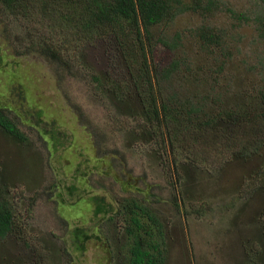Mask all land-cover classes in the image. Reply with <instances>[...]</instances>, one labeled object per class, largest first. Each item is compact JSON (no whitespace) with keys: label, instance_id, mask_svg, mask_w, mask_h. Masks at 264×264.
Wrapping results in <instances>:
<instances>
[{"label":"rangeland","instance_id":"374dc122","mask_svg":"<svg viewBox=\"0 0 264 264\" xmlns=\"http://www.w3.org/2000/svg\"><path fill=\"white\" fill-rule=\"evenodd\" d=\"M22 11L25 20L0 6V101L28 136L26 144L0 128V197L18 222L17 233L0 240V264H126L124 218L116 212L132 199L150 205L163 224V264H261L264 118L253 119L260 109L256 91L264 85V34L253 20L264 17V6L216 0L206 19L187 11L153 27L144 39L152 69L181 61L173 83L163 80L155 91L166 101L193 98L202 110L194 118L185 113L189 107L173 104L170 126L162 122L166 140L156 141L146 99L130 80L141 53L136 39L60 23L40 4ZM202 23L224 42L221 50L200 47ZM42 37L61 50L63 63L32 46ZM22 95L32 112L43 113L46 128L62 133V145L20 116ZM223 110L237 120L221 116L225 123L206 126ZM95 196L114 207L113 219L94 214ZM76 227L93 235L82 252L73 240Z\"/></svg>","mask_w":264,"mask_h":264},{"label":"trees","instance_id":"16d2710c","mask_svg":"<svg viewBox=\"0 0 264 264\" xmlns=\"http://www.w3.org/2000/svg\"><path fill=\"white\" fill-rule=\"evenodd\" d=\"M216 0H0V6L4 11L9 12L14 16H21L23 20L25 6H36L40 4L46 16L56 17L60 23L68 24L69 26L80 25L81 30L91 31L97 28L105 34L106 31L115 33L119 40L136 39L134 43L138 45L141 53L136 57L132 65H130V80L133 82L139 94L144 96L146 101L143 105L147 112V118L150 125L155 129L151 132L153 141H156V136L161 140H166L165 132L162 128V122L165 121V126H170L173 120V113L181 108L185 109L188 116L196 118L198 113L202 112L200 102L198 106L194 103L195 99L186 98L183 101L180 96L170 100H164L160 94L159 89L155 91V85H159L163 80L170 81L175 77V72L180 69L181 61L176 59L168 68L158 72L157 69H152L151 63L145 53L144 39L152 36L151 30L153 27L169 24L174 19L187 11L200 13L203 19L215 13L214 6ZM264 6V0H256ZM32 2V6L30 4ZM56 3L60 8H55ZM62 4V6L60 5ZM218 7V4L217 6ZM49 12V13H48ZM77 12V13H76ZM73 15H72V14ZM76 13V14H75ZM80 14V16H78ZM244 19L251 20L249 16ZM254 23L262 26L264 34V17L258 15ZM204 23L196 30V40L199 42L201 48L206 51L221 50L224 42L210 28L206 27ZM161 41L169 49L175 50L176 44L170 43L163 38ZM150 40V39H149ZM125 42H122L123 44ZM32 46L41 48L43 54L52 62L61 64L63 58L61 57V50L56 49V45L52 41H48L42 37L39 45L32 43ZM3 52L0 46V69L3 68ZM224 65L222 64L221 67ZM257 90V89H255ZM13 91L16 94L15 89ZM256 103L260 109L256 110L258 114L255 115L253 121L264 118V85L260 90L256 91ZM17 101V98H16ZM17 103H21L20 116L32 126L36 125L38 130L48 137L52 145L57 146L62 143L64 136L60 131H52L45 127L48 125L43 119V113L35 114L27 107L24 96H19ZM173 104L179 107L172 109ZM12 110V109H11ZM184 112V111H183ZM149 115V117H148ZM225 116L226 122H235L238 118L233 112L221 111L218 116L212 117L209 122H223L219 118ZM259 116V117H258ZM45 124V125H44ZM52 125L55 126L53 123ZM53 126V127H54ZM0 128L7 136H11L24 143H28L27 134L18 126V124L9 115V109L0 101ZM219 128V126H218ZM226 135V132L216 133L215 136ZM209 137V135H207ZM203 144L209 145L210 140L206 137ZM208 150V149H206ZM74 187L70 189L73 192ZM1 195V194H0ZM94 205V214L101 215L104 218L110 216L120 215L124 218V227L128 239L129 256L126 264H163L165 261L164 247L165 235L164 227L161 221L152 213V208L146 203H139L137 200H131L127 204L125 202L118 207V211L114 213V207L108 203L103 196H95L90 198ZM18 222L16 220L13 207H11L8 200L0 197V240L4 241L13 236L16 232ZM93 238L87 230L81 227H76L73 231V240L79 252L83 251L85 244ZM255 248V247H254ZM259 252V249H256ZM264 256L261 264H264ZM251 262V260L249 261ZM247 264V263H246ZM251 264H256V259L252 260ZM258 264V263H257Z\"/></svg>","mask_w":264,"mask_h":264},{"label":"bare ground","instance_id":"6f19581e","mask_svg":"<svg viewBox=\"0 0 264 264\" xmlns=\"http://www.w3.org/2000/svg\"><path fill=\"white\" fill-rule=\"evenodd\" d=\"M215 257V256H214Z\"/></svg>","mask_w":264,"mask_h":264}]
</instances>
